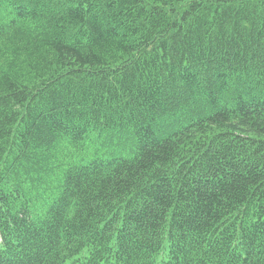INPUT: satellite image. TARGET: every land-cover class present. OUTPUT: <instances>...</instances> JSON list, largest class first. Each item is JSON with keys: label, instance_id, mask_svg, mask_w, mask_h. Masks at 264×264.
Wrapping results in <instances>:
<instances>
[{"label": "trees", "instance_id": "16d2710c", "mask_svg": "<svg viewBox=\"0 0 264 264\" xmlns=\"http://www.w3.org/2000/svg\"><path fill=\"white\" fill-rule=\"evenodd\" d=\"M0 264H264V0H0Z\"/></svg>", "mask_w": 264, "mask_h": 264}, {"label": "rangeland", "instance_id": "374dc122", "mask_svg": "<svg viewBox=\"0 0 264 264\" xmlns=\"http://www.w3.org/2000/svg\"><path fill=\"white\" fill-rule=\"evenodd\" d=\"M134 147V138L131 135L111 136L108 131L93 133L85 140L82 150L76 153L75 159L85 163L97 154L105 157L112 155L129 157L133 155Z\"/></svg>", "mask_w": 264, "mask_h": 264}]
</instances>
